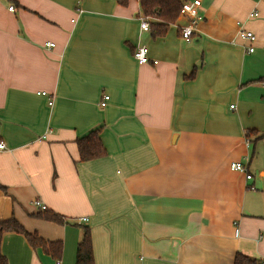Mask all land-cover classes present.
Masks as SVG:
<instances>
[{
    "label": "crops",
    "instance_id": "1",
    "mask_svg": "<svg viewBox=\"0 0 264 264\" xmlns=\"http://www.w3.org/2000/svg\"><path fill=\"white\" fill-rule=\"evenodd\" d=\"M201 1L187 42L185 17L141 30L138 0H0V223L63 245L56 260L3 233L7 264H75L86 227L95 264L264 261V0ZM100 127L107 155L80 162Z\"/></svg>",
    "mask_w": 264,
    "mask_h": 264
},
{
    "label": "trees",
    "instance_id": "2",
    "mask_svg": "<svg viewBox=\"0 0 264 264\" xmlns=\"http://www.w3.org/2000/svg\"><path fill=\"white\" fill-rule=\"evenodd\" d=\"M119 4L126 6L128 0H118ZM142 15L151 20L150 30L154 38L164 37L170 27L174 25L179 17L180 10L184 2L181 0H138ZM195 76V71L189 78ZM102 127L90 131L83 137L78 138L77 146L80 155V162L92 161L103 158L107 151L101 141ZM254 131H249L247 135H252ZM261 136H264L261 135ZM41 218L55 223H63V218L48 210L39 213ZM14 232L25 236L33 248H41L45 253L54 259H61L63 245L61 242H49L41 238L38 234L27 232L14 218L0 223V237L3 233ZM257 259L243 253H238L234 264H260ZM0 264H7L4 257H0ZM75 264H95L91 239V230L84 228L83 235L77 247Z\"/></svg>",
    "mask_w": 264,
    "mask_h": 264
},
{
    "label": "built area",
    "instance_id": "3",
    "mask_svg": "<svg viewBox=\"0 0 264 264\" xmlns=\"http://www.w3.org/2000/svg\"><path fill=\"white\" fill-rule=\"evenodd\" d=\"M203 4L201 0H187L183 3L182 8L180 10L179 17H185L188 19L187 24L181 27V37L186 40L187 42H191L198 31V28L200 24L205 20V14L202 10ZM9 11H14V6H9ZM257 12L253 14V16H257ZM140 28L143 31H150V25L148 22V19L146 17L140 18ZM238 36L244 40H248L250 42H255L257 37L252 31H247L244 29H240L238 32ZM49 47H54V43H48ZM255 48L250 47L249 52H254ZM133 57L140 63L144 64L148 62L149 56H148V48L146 46H139L136 48V50L133 53ZM109 97H105V100L103 103H101L102 106H105ZM233 108V106H232ZM6 149V146L3 143H0V150ZM231 170L242 173L245 175L246 179L248 181L253 179L252 174L249 172L247 165L239 162H234L231 164ZM251 189H254L252 187ZM33 205L39 210V211H46L47 206L42 203L40 200H36L33 202ZM87 218H83L79 220V223L87 222ZM236 226V235L239 234V228L237 227V223H235ZM260 264H264V261H261Z\"/></svg>",
    "mask_w": 264,
    "mask_h": 264
}]
</instances>
